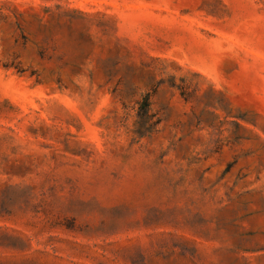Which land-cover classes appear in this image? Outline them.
<instances>
[{
    "label": "rangeland",
    "instance_id": "374dc122",
    "mask_svg": "<svg viewBox=\"0 0 264 264\" xmlns=\"http://www.w3.org/2000/svg\"><path fill=\"white\" fill-rule=\"evenodd\" d=\"M0 264H264V0H0Z\"/></svg>",
    "mask_w": 264,
    "mask_h": 264
}]
</instances>
